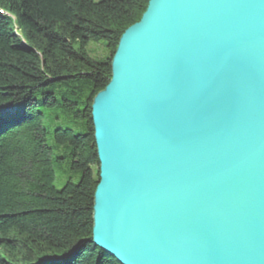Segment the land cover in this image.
Wrapping results in <instances>:
<instances>
[{"label":"water","instance_id":"1","mask_svg":"<svg viewBox=\"0 0 264 264\" xmlns=\"http://www.w3.org/2000/svg\"><path fill=\"white\" fill-rule=\"evenodd\" d=\"M92 118L97 247L121 264H264V0H150Z\"/></svg>","mask_w":264,"mask_h":264},{"label":"trees","instance_id":"2","mask_svg":"<svg viewBox=\"0 0 264 264\" xmlns=\"http://www.w3.org/2000/svg\"><path fill=\"white\" fill-rule=\"evenodd\" d=\"M150 0H0V264H121L93 242L95 96ZM106 41L93 59L87 45ZM70 120L84 131L53 126ZM53 139L54 143L51 142ZM80 172L58 189L53 146Z\"/></svg>","mask_w":264,"mask_h":264},{"label":"rangeland","instance_id":"3","mask_svg":"<svg viewBox=\"0 0 264 264\" xmlns=\"http://www.w3.org/2000/svg\"><path fill=\"white\" fill-rule=\"evenodd\" d=\"M95 1H99V0H95ZM87 50L89 51L90 56L96 60H103L110 55L109 49L107 47V43L106 41L103 40L99 42H95V41L89 42L87 45ZM52 120H53V123L51 125L52 128L55 125L56 126L62 125V126L75 128L79 132L84 131V126L82 123H78L77 125H75L70 120H68L62 124L57 119H52ZM51 142L54 143L53 139L51 140ZM53 147H54L53 148L54 155L63 156L64 158L63 160H59L54 163V170L56 174L54 184L58 189H61L69 179L77 182L80 177V172L71 168V157L69 155L68 146L59 145Z\"/></svg>","mask_w":264,"mask_h":264}]
</instances>
